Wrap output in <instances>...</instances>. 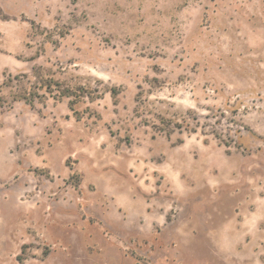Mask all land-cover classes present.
Returning a JSON list of instances; mask_svg holds the SVG:
<instances>
[{
  "label": "rangeland",
  "instance_id": "rangeland-1",
  "mask_svg": "<svg viewBox=\"0 0 264 264\" xmlns=\"http://www.w3.org/2000/svg\"><path fill=\"white\" fill-rule=\"evenodd\" d=\"M0 264H264V0H0Z\"/></svg>",
  "mask_w": 264,
  "mask_h": 264
},
{
  "label": "trees",
  "instance_id": "trees-1",
  "mask_svg": "<svg viewBox=\"0 0 264 264\" xmlns=\"http://www.w3.org/2000/svg\"><path fill=\"white\" fill-rule=\"evenodd\" d=\"M33 77H29L27 74L23 76H10L9 81L13 82V79H17L21 82V89L15 93L17 99H24L28 103H34L36 99L44 101L48 94L54 96L56 99L69 98L70 107L77 113L76 104L89 98L95 101L99 96L90 85L77 83L76 85H66L62 81H59L54 76L44 72L42 66L34 68ZM27 78V82L23 81V78ZM118 90L112 89V95L115 99L118 97ZM160 123L154 124L159 131L165 132L168 137H171L176 128L183 129V122H187L186 116H181L182 123L179 122V118L169 117L166 115L159 114L158 116Z\"/></svg>",
  "mask_w": 264,
  "mask_h": 264
}]
</instances>
